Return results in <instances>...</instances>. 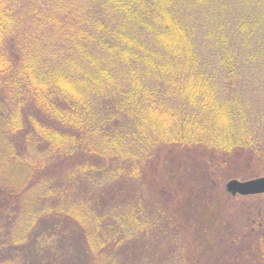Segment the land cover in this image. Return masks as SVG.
Returning a JSON list of instances; mask_svg holds the SVG:
<instances>
[{"label":"trees","instance_id":"16d2710c","mask_svg":"<svg viewBox=\"0 0 264 264\" xmlns=\"http://www.w3.org/2000/svg\"><path fill=\"white\" fill-rule=\"evenodd\" d=\"M6 1L0 264H264L261 222L211 220L192 242L161 192L149 208L145 175L163 107V145L213 152L226 180L264 175V0H24L12 21Z\"/></svg>","mask_w":264,"mask_h":264},{"label":"rangeland","instance_id":"374dc122","mask_svg":"<svg viewBox=\"0 0 264 264\" xmlns=\"http://www.w3.org/2000/svg\"><path fill=\"white\" fill-rule=\"evenodd\" d=\"M23 2L24 0H7L4 4V9L7 8L8 11H10L9 13L11 15L8 14V16L10 15L9 19L11 21L13 18L16 20V17L21 19L23 13L25 12L23 10ZM17 8H20V10ZM14 23L15 27L13 26L11 30L14 28L13 32L15 31V38L17 39L18 35L16 34L17 30L19 29L18 27L21 29V21L19 22L18 27L17 21ZM9 36L12 38L11 35ZM244 64L246 66V63ZM252 94L256 96L254 92H252ZM165 111V107H163L160 113L157 111L158 114L155 117L159 118L161 116L163 119L162 124L157 125V120H155L153 125L148 127L150 132L154 131L152 128L158 127L156 131L159 134L154 139L161 148L157 154L158 158L155 156L153 157L154 162L152 166L147 169V173L145 174L147 189L148 192L151 193V195H149V208L155 206V204L152 203V200L157 198L156 193L159 194L161 192V195H159V201L163 203V206L168 205V208H171L175 211L176 219L181 220L180 222L184 224L186 227V235L192 237V242L193 239L199 240L208 236L206 227L207 224L211 222V220H218L222 223L224 222L231 224L235 229H238L239 231L242 230L243 235H247L249 230L252 229L254 225H257L259 222H261V230L258 229L253 235L249 233L247 236L252 237L255 235V238L259 235V233H263L264 193L246 196L237 194L234 195L233 198L226 195L225 198L227 200H223L221 203L220 201H217L216 198L222 193L223 187H225L227 190V183L231 179L226 180V176L221 175L222 170H219V163L214 162L216 164H213L212 166H210L211 164L205 166L206 163L211 162L213 156H215L213 152L208 154L206 158V153L200 148V146L198 147L199 149H197L194 147L172 145L171 143L168 145H163L166 139H163L164 136H174L176 133V129L174 127L175 124H170L169 127L165 125L167 122L165 120ZM172 111L174 112V110ZM154 113L155 111L151 112L150 117H153ZM209 132L211 134V130H209ZM247 134L248 133H246V135ZM207 142L210 143L209 140H207ZM219 155L220 154L216 153V157ZM244 163H240V165L236 167V170L234 171L240 169L241 172V170L245 169L246 164ZM253 165H255V167L252 166L251 168L261 167L257 161H255ZM211 167H215L216 171L209 174L212 171L211 170L205 175V172ZM261 171H263V168ZM261 176L264 175H260L258 177ZM249 179L252 178H241L239 180L243 181ZM218 203L223 204L221 209L223 217L221 219L219 217L214 218V214H216L214 211L216 208L215 205H218ZM199 229L200 231L197 232V234H194V232ZM252 254L254 258V253L252 252ZM247 259L248 258H244L240 261V263L249 264L246 262ZM70 261L72 260L69 259V257L62 255L61 264H69L71 263Z\"/></svg>","mask_w":264,"mask_h":264},{"label":"water","instance_id":"95a60500","mask_svg":"<svg viewBox=\"0 0 264 264\" xmlns=\"http://www.w3.org/2000/svg\"><path fill=\"white\" fill-rule=\"evenodd\" d=\"M227 191L232 195H253L264 193V176L249 180L231 179L227 183Z\"/></svg>","mask_w":264,"mask_h":264}]
</instances>
